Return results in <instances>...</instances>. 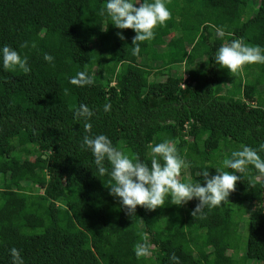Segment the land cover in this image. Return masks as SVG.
Listing matches in <instances>:
<instances>
[{
    "label": "trees",
    "instance_id": "trees-1",
    "mask_svg": "<svg viewBox=\"0 0 264 264\" xmlns=\"http://www.w3.org/2000/svg\"><path fill=\"white\" fill-rule=\"evenodd\" d=\"M104 3L0 0V45L30 69L0 67V264L12 247L23 264H172V253L179 264H264V175L251 164L218 207L192 215L193 198L127 213L81 146L104 134L150 166L167 139L187 164L177 179L201 184L204 171H234L222 162L245 145L264 159V64L230 74L214 62L231 40L264 48V0H166L170 18L136 55L134 31L101 15ZM159 29L171 36L155 39ZM79 72L91 83H70ZM140 239L151 255L134 254Z\"/></svg>",
    "mask_w": 264,
    "mask_h": 264
},
{
    "label": "clouds",
    "instance_id": "clouds-1",
    "mask_svg": "<svg viewBox=\"0 0 264 264\" xmlns=\"http://www.w3.org/2000/svg\"><path fill=\"white\" fill-rule=\"evenodd\" d=\"M138 5V6H134ZM101 15H106L112 25L118 29H132L135 35L132 38V54H138V42L149 41L154 36V29L163 26L170 18L166 7V0H105ZM121 39L122 34L117 33ZM217 37H223L222 29H216ZM43 60L52 62L53 57L44 53ZM214 62L221 68H226L230 74H239L246 64H264V48L259 45H249L240 39L231 40L215 51ZM0 67L3 69L19 68L24 73L30 71L27 57H22L17 50L9 45H0ZM70 83L87 85L91 77L79 72L70 79ZM105 111L108 106H104ZM92 111L84 104H80L77 115L85 121L92 116ZM88 123L84 124L87 130ZM83 148L89 150L94 158L97 172L109 177L107 187L109 195L118 199L119 204L127 213H134L136 207L143 206L149 210L164 205L167 200L171 204L183 205L196 198L198 203L193 209L195 215L205 207L211 209L218 207L225 201L234 188V183L240 179L234 173H242L245 166L251 164L261 175H264V159L258 155L257 150L245 145L242 149L233 150L229 158L222 162L224 168L234 171H221L209 177L208 171L201 173L203 184L196 182H181L177 179L182 168L187 167L186 162L178 155L174 143L164 139L151 146L154 154L150 166L137 158H130L115 148L109 138L104 134L92 137L84 136ZM264 150V143L259 145ZM105 162L110 165L106 169ZM152 246L141 241L134 246L137 257L151 255ZM11 264H23V258L17 248L9 249ZM172 264H179V258L174 253L169 254Z\"/></svg>",
    "mask_w": 264,
    "mask_h": 264
},
{
    "label": "rangeland",
    "instance_id": "rangeland-1",
    "mask_svg": "<svg viewBox=\"0 0 264 264\" xmlns=\"http://www.w3.org/2000/svg\"><path fill=\"white\" fill-rule=\"evenodd\" d=\"M171 36V34L170 33H166V31L165 30H163V29H159V30H157V32H156V34H155V39H157V40H159V39H167L168 37H170ZM130 57V56H129ZM141 241H144V240H141L140 239V242ZM145 242V241H144ZM151 251H152V248H151ZM136 264H145V261H144V258H140V259H138L137 261H136Z\"/></svg>",
    "mask_w": 264,
    "mask_h": 264
}]
</instances>
